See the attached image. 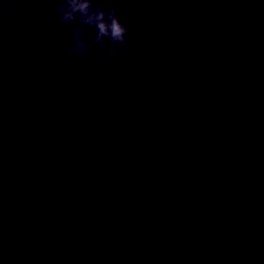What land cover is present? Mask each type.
<instances>
[{"label":"water","instance_id":"95a60500","mask_svg":"<svg viewBox=\"0 0 264 264\" xmlns=\"http://www.w3.org/2000/svg\"><path fill=\"white\" fill-rule=\"evenodd\" d=\"M0 264H264V0H0Z\"/></svg>","mask_w":264,"mask_h":264}]
</instances>
